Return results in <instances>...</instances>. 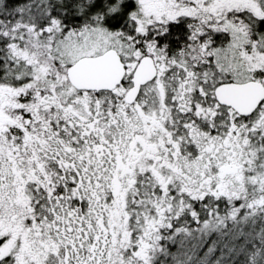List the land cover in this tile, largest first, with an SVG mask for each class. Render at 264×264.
<instances>
[{
	"label": "snow or ice",
	"instance_id": "obj_1",
	"mask_svg": "<svg viewBox=\"0 0 264 264\" xmlns=\"http://www.w3.org/2000/svg\"><path fill=\"white\" fill-rule=\"evenodd\" d=\"M0 264H264V0H0Z\"/></svg>",
	"mask_w": 264,
	"mask_h": 264
}]
</instances>
